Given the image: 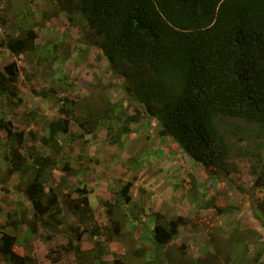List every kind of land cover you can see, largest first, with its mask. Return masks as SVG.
<instances>
[{
    "label": "trees",
    "instance_id": "1",
    "mask_svg": "<svg viewBox=\"0 0 264 264\" xmlns=\"http://www.w3.org/2000/svg\"><path fill=\"white\" fill-rule=\"evenodd\" d=\"M53 1L56 2L54 6L73 9L86 17L89 28L102 36L100 58H106L113 71H120L125 92L134 94H130V105L141 106L145 114L155 120L160 138L173 140L210 175L211 168L229 169L233 150L229 134L241 126H253L261 138L258 155L263 161L264 0ZM23 4L30 8L32 0H24ZM8 5L9 9L15 7L12 0ZM60 10L55 7L53 12L46 11L44 17L53 20ZM27 11L20 9L17 12L19 19L13 21L10 32L6 29L8 20L2 18L6 33L1 45L15 55H27L38 66L55 56L52 52L57 43L45 40L43 46L37 42L36 25L30 17L32 13ZM7 72L9 75L0 73V94L3 96L9 92L6 85L18 78L17 70L11 66ZM53 89L34 92L50 99L55 96ZM96 97L95 94L90 96ZM99 97L98 106L87 107L86 113L81 115L75 113L76 106L81 108L79 103L63 98L60 111L64 117L52 120L48 135L41 138L44 145L54 148L48 155L26 153L25 132L18 130L13 121L0 117V150L4 147L7 177L19 175L18 189L32 204L33 216L28 225L31 234L38 233L40 225L52 232L67 234L68 242L62 250L80 253L82 263L157 264L167 260L170 252L162 253L165 260L160 259L159 254L150 258L149 249L142 247L135 249L126 262L123 252L111 254L109 258L100 241H95L92 248L84 249L80 243L82 239L92 240L99 234L97 227H93L90 234L88 232V224L95 215L87 189L78 188L77 192L86 195L81 200L66 203L64 192L55 183L53 172L59 165L69 178L78 173L70 160L62 161L58 156L66 152L72 122L82 131L79 137L102 130L106 132V140L119 147L125 146L128 139H135V131L130 126L140 121V111L127 113L128 106L124 102L118 104L102 95ZM235 121L238 123L233 126ZM230 125L232 128H226ZM148 152L154 154L157 150L149 149ZM134 159L133 165L132 162L124 164L127 173L136 167L133 180L124 184L119 182L115 200L103 201L110 222L107 231L110 242L124 243L122 239L130 238L131 244L124 243L129 248L138 242L137 233L143 228L134 208L129 206L130 192L136 175H141L143 161ZM174 186L178 188L180 183ZM202 199L194 193L191 201L199 207L214 208L218 216H234L236 207H222L213 199ZM64 206L75 217L72 223ZM19 210L15 209V213ZM162 218L161 213L154 215L150 232L157 246L169 247L179 237L180 228L191 221L182 214L168 222ZM235 221L230 219L227 223L234 226L228 239L214 232L215 227H205L211 230L207 245L213 247L212 251L207 249L208 255L212 254V260L220 259L227 264H264V242L250 234H237L241 228L236 224L238 218ZM15 223L22 225L23 220L17 219ZM17 242V235L3 232L0 255L8 264H33L31 257L14 251ZM50 252L53 256L54 251ZM179 258L183 256L179 254ZM170 262L174 261L171 259ZM188 264L199 263L195 259Z\"/></svg>",
    "mask_w": 264,
    "mask_h": 264
},
{
    "label": "rangeland",
    "instance_id": "2",
    "mask_svg": "<svg viewBox=\"0 0 264 264\" xmlns=\"http://www.w3.org/2000/svg\"><path fill=\"white\" fill-rule=\"evenodd\" d=\"M56 1L60 3L66 0ZM8 2L0 0V73L9 75L7 69L11 66L17 70L18 78L6 85L9 92L5 96L0 94V117L13 121L18 130L25 132L26 153H53L54 148L44 145L41 138L48 135L52 120L64 117L60 109L65 97L81 105V108L76 106L75 113L78 115L85 114L89 106H98L100 95L111 102H124L128 106L127 113L140 111V121L130 126L135 131V139H128L125 146L112 145L102 130L79 137L82 131L72 122L67 134L69 140L65 145L66 152L58 155L62 161L70 160L79 172L69 178L64 175L60 165L53 172L55 183L64 192L66 203L81 200L86 193H79L77 189H87L95 215V219L88 224V232L90 234L92 228L97 227L99 234L92 240L82 239L80 243L84 249L92 248L95 241H100L109 258L111 254L123 252L126 262L135 249L145 247L149 249L147 253L150 258L159 254L160 259L165 260L162 253L170 252L167 260L157 264H188L195 259L199 264H227L220 259L212 260V254L208 255L207 249L212 251L213 247L207 245L211 230L205 227H215L214 232L228 239L234 226L227 223L230 219L235 223L236 218L239 220L236 224L241 228L237 234H250L254 239L257 237L264 242V151L261 161L258 155L261 138L255 127L244 125L229 134L233 143L229 169L211 168L209 175L206 168L192 159L177 143L158 136L155 120L145 114L141 106L130 105V96L134 94L125 92L124 77L120 71H113L107 59L100 58L102 36L89 28L86 17L73 9L63 10L61 5L54 6L56 2L53 0H32L30 8L23 4L24 0H12L14 9H9ZM55 7L61 9L58 17L53 20L44 17L46 11L53 12ZM20 9L32 13L30 17L36 25L38 43L43 46L45 40L57 43L52 52L55 56L47 63L36 66L27 55H15L1 45L6 33L2 18L6 22L8 20L6 29L10 32L13 30V21L19 19L17 12ZM44 88L53 89L54 98H44L34 92ZM93 94L97 97L90 98ZM237 123L233 122V126ZM226 128L230 129L232 125ZM3 149L0 150V236L5 231L17 235L19 242L14 251L21 256L31 257L33 264H87L82 263L80 253L62 250V246L68 242L67 234L52 232L41 225L38 233H30L28 225L33 216L32 204L25 193L18 189L19 175L7 177ZM149 149H156L157 152L149 154ZM64 155L68 158H64ZM134 158L143 161L141 175H136L130 192L132 198L129 206L134 208L143 228L137 233L138 242L135 241L129 248L124 243L131 244L130 238L122 239L124 243L110 242L107 232L110 222L103 201L115 200L119 182L124 184L133 180L136 167L133 166L132 172L130 170L127 173L124 164L132 162L133 165ZM82 167L87 170L85 174L80 173ZM177 182L180 183L178 188L174 186ZM194 193L200 195L202 200L213 199L219 206L236 207L234 216H218L214 208L199 207L191 201ZM64 208L69 222L75 221L71 211ZM15 209L20 210L15 213ZM156 213L163 215L164 222L182 214L190 219L191 224L180 228L179 237L173 245L160 247L155 244L150 232ZM17 219L23 220V224H16ZM211 223L213 225L210 226ZM51 250L54 251L53 256ZM179 254L184 259L179 258ZM171 259L174 262L171 263ZM0 264H8L1 255Z\"/></svg>",
    "mask_w": 264,
    "mask_h": 264
},
{
    "label": "crops",
    "instance_id": "3",
    "mask_svg": "<svg viewBox=\"0 0 264 264\" xmlns=\"http://www.w3.org/2000/svg\"><path fill=\"white\" fill-rule=\"evenodd\" d=\"M86 171H87V170L83 169L80 173H84V174H85ZM78 174H79V172H78L76 175H78Z\"/></svg>",
    "mask_w": 264,
    "mask_h": 264
}]
</instances>
